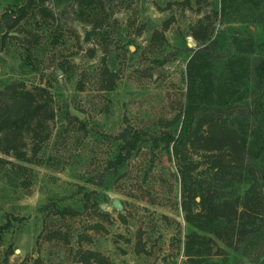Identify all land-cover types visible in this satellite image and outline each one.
Wrapping results in <instances>:
<instances>
[{
	"label": "rangeland",
	"instance_id": "obj_1",
	"mask_svg": "<svg viewBox=\"0 0 264 264\" xmlns=\"http://www.w3.org/2000/svg\"><path fill=\"white\" fill-rule=\"evenodd\" d=\"M14 2L24 0H0V13ZM215 2L105 1L102 28L89 40L90 22L77 18L72 0H46L49 17L28 10L23 30L0 49V91L11 81L50 85L55 116L37 154L46 164L0 152L30 167L18 176L9 164L0 169V264H82L87 249L107 264H184L192 226L183 216L172 156L146 141L102 185L87 177L105 170L114 149L110 137L123 127L144 131L147 139L181 112L186 47L197 44L189 26ZM68 101L84 119L67 122ZM49 202L71 205L77 214L61 217L41 208ZM53 230L59 238H48Z\"/></svg>",
	"mask_w": 264,
	"mask_h": 264
},
{
	"label": "trees",
	"instance_id": "obj_2",
	"mask_svg": "<svg viewBox=\"0 0 264 264\" xmlns=\"http://www.w3.org/2000/svg\"><path fill=\"white\" fill-rule=\"evenodd\" d=\"M72 1L77 18L90 22L85 35L89 40L101 30L104 2L109 0ZM45 2H14L0 13V49L8 37L16 38L11 32L23 30L20 23L28 10L53 16ZM189 35L197 44L186 47L181 112L160 123V130L147 139L144 131L123 127L110 137L114 149L105 170L87 180L102 185L148 141L174 159L181 209L192 226L183 242L184 264H264V0H216L189 26ZM22 60L29 63L27 55ZM0 94V152L46 164L48 159L37 154L51 135L49 122L55 116L50 85L28 87L11 81ZM64 118L78 121L67 114ZM3 164L16 176L30 169L0 157V169ZM41 208L61 217L77 214L71 205L55 202ZM50 237L59 238V231L53 230ZM90 259L107 264L90 249L78 260L88 264Z\"/></svg>",
	"mask_w": 264,
	"mask_h": 264
},
{
	"label": "water",
	"instance_id": "obj_3",
	"mask_svg": "<svg viewBox=\"0 0 264 264\" xmlns=\"http://www.w3.org/2000/svg\"><path fill=\"white\" fill-rule=\"evenodd\" d=\"M11 33H15V32H11ZM190 45H191V44L188 43V46H190ZM57 74H60V71H58ZM66 111H67V115H68L69 117H76V118H78L79 120H82V119H84V117H85V113H84L82 110L76 108V107L72 104L71 101H68V102H67ZM196 199L198 200L199 197L197 196ZM112 205H113L114 207H116V208H119V209H120L121 206H122L121 203H120V202L118 201V199H116V198L113 199V201H112Z\"/></svg>",
	"mask_w": 264,
	"mask_h": 264
}]
</instances>
